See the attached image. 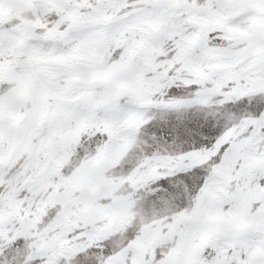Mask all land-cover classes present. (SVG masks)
Returning a JSON list of instances; mask_svg holds the SVG:
<instances>
[{
    "label": "snow or ice",
    "instance_id": "1",
    "mask_svg": "<svg viewBox=\"0 0 264 264\" xmlns=\"http://www.w3.org/2000/svg\"><path fill=\"white\" fill-rule=\"evenodd\" d=\"M0 264H264V0H0Z\"/></svg>",
    "mask_w": 264,
    "mask_h": 264
}]
</instances>
